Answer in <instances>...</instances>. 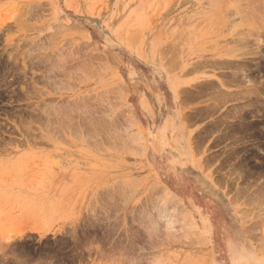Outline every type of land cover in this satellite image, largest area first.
I'll return each mask as SVG.
<instances>
[{
	"label": "rangeland",
	"instance_id": "1",
	"mask_svg": "<svg viewBox=\"0 0 264 264\" xmlns=\"http://www.w3.org/2000/svg\"><path fill=\"white\" fill-rule=\"evenodd\" d=\"M245 1L0 0V264H264Z\"/></svg>",
	"mask_w": 264,
	"mask_h": 264
},
{
	"label": "bare ground",
	"instance_id": "2",
	"mask_svg": "<svg viewBox=\"0 0 264 264\" xmlns=\"http://www.w3.org/2000/svg\"><path fill=\"white\" fill-rule=\"evenodd\" d=\"M258 1L260 2L261 0H246V1H245V2H246L245 7H244V5H242V6H243V9H244V8H245V9H244V11L241 10V11H242V16H241V18H242L243 21L246 22L247 25H250V26H251V25L254 26V24L256 25V24H257L256 22L258 21V22H259L258 24L260 25L259 28L264 29V22H263V19H264V18L261 20V19H259V16H260L261 14H260V15H259V14L256 15V14L258 13L257 11H258L259 9H261V7H262L261 4L263 5L264 3H261V2H260V3H261V4H260V3H258ZM245 2H243V4H244ZM240 9H242V7H241ZM260 11H261V10H260ZM236 12L239 13V6H238ZM257 16H258V17H257ZM262 17H263V16H262ZM262 17H260V18H262ZM260 21H261V23H260ZM246 24H245V25H246ZM241 25H242V24H241ZM259 25H258V26H259ZM254 27H255V26H254ZM254 27H253V28H254ZM246 28H248V27H246ZM246 28H244V29L247 30ZM249 28H250V27H249ZM249 28H248L247 31H244L243 29L241 30V31L244 32V34H243V32H241V33L243 34V36H244V37H240V38H242V40L240 41L239 38H238V40H239V42H240L241 44H242V42H243L244 45H246V44L248 45V44L251 42V41L249 40L248 36H249V35H253L254 33H255L254 35H256V36H254V37L251 36V37H252V42H253V41L255 42V41H257V40H258V41L260 40L259 36L262 34V33L259 32L260 29H257V30H258V31H257V30L254 28V29H255V31H254V30L249 29ZM257 28H258V27H257ZM65 29H66V28H65ZM263 31H264V30H262L261 32H263ZM238 34H239V33H238ZM263 34H264V33H263ZM238 36H239V35H238ZM245 36H246L247 38H246ZM262 36H263V35H262ZM249 37H250V36H249ZM251 37H250V38H251ZM254 38H255V40H254ZM263 38H264V37H263ZM237 42H238V41H237ZM166 45H167V44H166ZM244 45H243V46H244ZM257 47H258V46H257ZM256 50H258V49H256ZM259 50H260V49H259ZM167 51H168V50H167ZM246 52H247V51H246ZM251 52H252V51H251ZM257 52H258V51H257ZM248 53H249V52H248ZM44 54H45V53H44ZM260 54H261V52H260ZM46 55H47V54H46ZM44 56H45V55H44ZM95 56H96V55H95ZM49 57H50V56H49ZM52 57H53V56H52ZM95 58H97V57H95ZM205 58H206V57H205ZM39 59H40V58H39ZM48 59H49V58H48ZM60 59H61V58H60ZM60 59H59V60H60ZM222 60H225V59H222ZM222 60H221V61H222ZM43 61H44V60H43ZM45 61H46V58H45ZM50 61H51V58H50L49 62H50ZM52 61H53V60H52ZM61 61H63V60H61ZM61 61H59V62L63 64L64 62H61ZM65 61H66V60H65ZM214 61H216V60H214ZM38 62H39V61H38ZM40 62H41V61H40ZM69 62H70V60H69ZM69 62H68V63H69ZM207 62H208V61H207ZM212 62H213V60H212ZM212 62H211V65L213 66V65H214V62H213V63H212ZM222 62H223V63H222ZM222 62H220V59H219V60H217L216 63L218 64V66H221V65H222L221 67H223L224 65L226 66V68L231 66V67H230L231 70H230L229 68H227V69H229L228 72H230L231 75H233V76H234L235 74H236V76H237V74H239V73H241V72L243 73V70H246V69H243V68H244V65H245V67L247 68L246 64L243 63V62H242V63H239V62H238L237 64H235L236 62L233 63L235 66L232 65V63H231L232 61L228 62L227 60H225V61H222ZM51 63H52V62H51ZM57 63H58V62H57ZM66 63H67V61H66ZM66 63H65V65H64V64H63V65L66 66ZM68 63H67V64H68ZM40 64H41V63H40ZM62 64H60V65H62ZM201 64H202V63H201ZM217 64H215L214 67H215ZM1 65H2V64H1ZM50 65H51V66H54V62H53V64H50ZM63 65H62V67H63ZM58 66H59V63H58ZM67 66H69V65H67ZM194 66H195V65H194ZM218 66H216V68H218ZM232 66L234 67V69L236 68V71L238 70L239 73H238V72L236 73V71L232 70V69H233ZM221 67H219V68H221ZM256 67H257V65H256ZM66 68H69V67H66ZM223 68H224V67H223ZM84 69H85V68H84ZM227 69H226V70H227ZM53 70H54V69H53ZM57 70H58V69H57ZM63 70L65 71L66 69H63ZM240 70H241V72H240ZM45 71H46V70H45ZM51 71H52V70H51ZM66 71H67V70H66ZM67 72H68V71H67ZM46 73H47V72H46ZM54 73H55V72H53V74H54ZM57 73H58V72H57ZM57 73H55V74L58 75ZM230 73H228V74H230ZM232 73H233V74H232ZM244 73H245V72H244ZM48 74H49V73H48ZM50 74H52V73L50 72ZM50 74L48 75L49 77H50ZM62 74H63V72H62ZM63 75H64V74H63ZM52 76H54V75H52ZM228 76H229V75H228ZM240 76H241V75H240ZM245 76H247V75H245ZM55 77H56V76L51 77V80H52V78L54 79ZM229 77H230V76H229ZM242 77H243V76H242ZM230 78H231V77H230ZM230 78H229V79H230ZM232 78H233V77H232ZM234 78H235V76H234ZM246 78H247V77H246ZM48 79H49V78H48ZM229 79H228V80H229ZM54 80H55V79H54ZM240 80H241V79H240ZM230 81H232V80H230ZM236 81H237V80H236ZM242 81H243V80H242ZM3 82H4V81H3ZM208 82H209V81H208ZM210 82H211V84L213 83L212 81H210ZM232 82H233V81H232ZM211 84L209 83V85H211ZM212 85H213V84H212ZM214 86H215V85H214ZM211 87H213V86H211ZM211 87H210V88H211ZM213 88H214V87H213ZM258 88H259V87H258ZM259 89H260V88H259ZM218 90H220V89H218ZM215 92H217L216 89H215ZM219 92H221V90L218 91V93H219ZM257 92H258V91H257ZM218 93H217V94H218ZM226 93H227V91H226ZM224 94H225V93H224ZM224 94H223V95H224ZM219 95H221V93H220ZM225 95H226V94H225ZM216 96H217V95H216ZM220 97H221V96H220ZM100 101H101V100H100ZM98 103H99V102H98ZM98 103H97V104H98ZM85 106H86V105H84V107H85ZM90 106H91V105H90ZM92 107H93V106H92ZM89 108H90V107H89ZM81 109H82V108H81ZM84 109H85V108H84ZM82 110H83V109H82ZM102 112H103V111H102ZM89 117H90V116H89ZM80 118H81V117H80ZM80 118H79V119H80ZM97 118H98V117H97ZM60 119H61V118H60ZM90 119H91V118H90ZM100 119H101V118H100ZM93 120H94V118H93ZM76 121H77V120H76ZM95 121H96V120H95ZM64 122H65V121H64ZM67 122H68V121H67ZM62 125H63V124H62ZM86 125H87V124H86ZM95 125H96V124H95ZM98 125H99V124H98ZM87 126H88V125H87ZM90 126H91V125H90ZM93 127H94V125H93ZM96 127H97V126H96ZM88 135H89V134H88ZM126 143H127V142H126ZM169 196H170V195H169ZM169 196H168V197H169ZM171 196H172V195H171ZM168 197H167V198H168ZM172 197H174V196H172ZM167 198H166V199H167ZM168 199H169V200H168ZM168 199H167V200L170 201V197H169ZM171 201H172V200H171ZM160 206H161V205H160ZM160 206H159V207H160ZM161 214H162V213H161ZM167 217H168V216H167ZM168 220H169V219H168Z\"/></svg>",
	"mask_w": 264,
	"mask_h": 264
}]
</instances>
